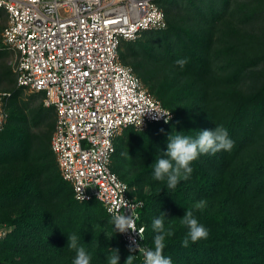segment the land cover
<instances>
[{
    "label": "trees",
    "instance_id": "obj_1",
    "mask_svg": "<svg viewBox=\"0 0 264 264\" xmlns=\"http://www.w3.org/2000/svg\"><path fill=\"white\" fill-rule=\"evenodd\" d=\"M158 4L167 28L124 41L120 55L146 83L151 74L161 78L153 91L175 116L145 130L125 129L116 139L111 168L145 202L139 219L145 248L153 247V220L164 212L165 227L173 233L164 255L173 264H264V0ZM222 41L224 58L216 46ZM9 55L0 42V62ZM182 58L188 62L181 70L175 61ZM12 75L9 70L4 78L0 70V82L5 79L12 90L9 118L0 130V222L13 227L0 241V264H73L76 252L67 246L72 234L91 255V264H109L113 249L119 251V264H127L132 253L103 204L78 201L61 175L51 148L55 108L43 101L21 105L25 88ZM250 76L257 81L247 91L239 88ZM34 93L44 98L43 92ZM215 125L227 129L234 142L230 151L201 155L192 162L191 176L174 190L153 179L157 149L166 150L172 132L194 137ZM41 127L48 131H34ZM199 202L204 206L197 209ZM186 210L209 230L206 239L187 248L181 246L188 231L181 223ZM132 264H143L142 253Z\"/></svg>",
    "mask_w": 264,
    "mask_h": 264
},
{
    "label": "built area",
    "instance_id": "obj_2",
    "mask_svg": "<svg viewBox=\"0 0 264 264\" xmlns=\"http://www.w3.org/2000/svg\"><path fill=\"white\" fill-rule=\"evenodd\" d=\"M0 8L7 16L4 45L16 54L17 86L43 92L44 105L55 108L51 148L75 198L99 200L110 216L140 219L144 200L111 168L116 139L129 127L168 124L175 114L122 61L120 51L124 41L166 29L165 10L158 0H0ZM11 96L0 89V130ZM139 219L136 231L121 233L128 248H137L136 257L144 247ZM12 229L0 222V241Z\"/></svg>",
    "mask_w": 264,
    "mask_h": 264
},
{
    "label": "clouds",
    "instance_id": "obj_3",
    "mask_svg": "<svg viewBox=\"0 0 264 264\" xmlns=\"http://www.w3.org/2000/svg\"><path fill=\"white\" fill-rule=\"evenodd\" d=\"M187 58L178 59L176 65L182 70L187 64ZM183 131L170 134L166 140V150L157 149L161 155L155 159L153 168V179L156 181H166L165 189H175L181 179H188L193 168L192 162L197 160L201 155H214L220 151H230L233 147V141L229 137L228 131L222 125H215L211 130H199L196 136L184 135ZM203 202L195 205V208H203ZM112 212V209H109ZM162 212V211H161ZM139 217L132 215L113 213L111 223L116 232L125 233L128 230L136 231V220ZM166 214L162 212L159 218L153 220L152 227L157 233L153 238V247H138V251L143 255V264H173L170 256L164 255L167 237L173 233L170 228L165 227ZM181 223L187 227L186 236L181 242L182 247H189L190 243L194 244L201 239H206L209 230L198 221L192 210H186ZM143 228L140 229V233ZM141 236V235H140ZM68 237L67 246L75 250L76 255L73 264H91V255L86 249L79 244V238L76 234ZM142 239V236H141ZM137 248L129 247V252L133 253ZM134 255L130 254L126 260L127 264H132ZM120 255L118 250L113 249V254L109 257V264H119Z\"/></svg>",
    "mask_w": 264,
    "mask_h": 264
},
{
    "label": "rangeland",
    "instance_id": "obj_4",
    "mask_svg": "<svg viewBox=\"0 0 264 264\" xmlns=\"http://www.w3.org/2000/svg\"><path fill=\"white\" fill-rule=\"evenodd\" d=\"M0 9H3V8H0ZM3 19L5 20V22H3ZM0 24H4V28H5V26H6V24H7V16H6V12H5V10L2 12V13H0ZM4 28H3V30H4ZM3 30H1L0 31V42H2L3 43V46H5L4 45V42H3ZM149 37H153V34H150V35H148ZM224 42L222 41V43H217L216 44V46H217V51L219 52L221 49H223L224 48ZM6 47V46H5ZM221 47V49H219ZM7 48V47H6ZM8 49V51L10 52V55H9V57H7V59H6V62L5 63H1L0 62V70H1V72H3L4 73V78H5V75H7V73L9 72V70L10 71H12L13 72V78H14V80L16 79V74H15V70H14V60H15V51L14 50H12V49H9V48H7ZM220 54H222L221 52H219ZM225 54V53H224ZM220 57V56H219ZM225 56L222 54V58H224ZM216 59L217 60H219L220 58H218V57H216ZM139 75V74H138ZM139 77H140V79L143 81V83H144V85L146 86V88L147 89H149L150 90V92H152L155 96H156V98H158L159 99V97H158V94L156 93V92H154L153 90H155V89H153V87L152 86H154V84H158V80L160 79L161 80V78H155V77H153V74H151V77H150V82H149V84L148 83H146L145 81H144V79H143V77L142 76H140L139 75ZM5 80V79H4ZM1 81L0 82V89H2V90H7V91H12L11 90V88L9 87V85H8V83H7V81ZM253 80H255V81H257V79H256V77L254 76V79H252L251 78V76L249 77V80L247 81V84H241L240 85V87L239 88H241V89H243V90H245V91H247V89H249V85L251 84V82L253 81ZM16 85H17V83H16ZM160 100V99H159ZM43 101V96L42 95H40V94H36V93H34V92H31V91H29V90H27V89H25V92L22 94V96H21V101H20V103H21V105H22V103H29L30 104V106H35V105H39L41 102ZM161 101V100H160ZM54 111L55 110H52V113L54 114ZM54 117H55V115H54ZM34 131L36 132V133H38V134H45L47 131H48V129L46 128V127H41V128H34ZM52 135H53V133H52ZM126 169H129V166L128 167H126ZM3 172V170L1 169V167H0V174ZM133 188H135V191H137V188L136 187H134V186H132Z\"/></svg>",
    "mask_w": 264,
    "mask_h": 264
}]
</instances>
